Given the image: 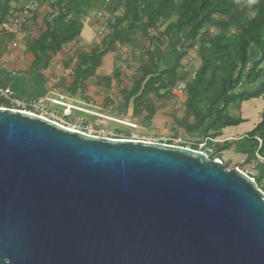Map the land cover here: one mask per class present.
<instances>
[{"label": "water", "instance_id": "water-1", "mask_svg": "<svg viewBox=\"0 0 264 264\" xmlns=\"http://www.w3.org/2000/svg\"><path fill=\"white\" fill-rule=\"evenodd\" d=\"M0 264H264V193L202 152L0 108Z\"/></svg>", "mask_w": 264, "mask_h": 264}, {"label": "trees", "instance_id": "trees-1", "mask_svg": "<svg viewBox=\"0 0 264 264\" xmlns=\"http://www.w3.org/2000/svg\"><path fill=\"white\" fill-rule=\"evenodd\" d=\"M56 4L58 13L46 22L44 36L32 49L37 66L42 58L48 59L77 41L83 20L93 11L106 7L116 14L123 9L117 18L123 34L105 51L81 56L75 71V93L96 73L117 42L128 44L133 35L147 37L150 31L166 26L162 38L176 36L184 43L175 66L163 71L154 51L146 52L147 60L137 70L127 102L134 99V118L148 123L156 116V102L168 99L171 91L185 82L184 114L182 118L173 116L174 122L189 135L212 140L207 143L210 160L221 161L223 152L233 148L228 142L222 147L214 145L225 129L244 122L232 115L233 110L253 99L264 100V0H59ZM151 43L161 42L154 38ZM194 48H198L201 66L195 78L188 80L181 72V61ZM199 145L193 144L192 150L198 151ZM235 150L248 155L246 162H254L257 155L264 159V109L260 123L236 143ZM254 180L258 186L264 180V162Z\"/></svg>", "mask_w": 264, "mask_h": 264}, {"label": "crops", "instance_id": "crops-1", "mask_svg": "<svg viewBox=\"0 0 264 264\" xmlns=\"http://www.w3.org/2000/svg\"><path fill=\"white\" fill-rule=\"evenodd\" d=\"M58 1L41 0L39 12L25 20L19 33L6 34L1 31V25L8 20L11 11L24 8L29 0H0V87L9 88L17 96L27 100L43 99L50 96L53 89L55 69L65 68L68 71V77L60 85V90L71 101L83 108L98 111L105 115H113L127 122L136 120L134 118V99L130 103L127 102V99L136 84V74L141 62L147 60L146 52L149 49L154 51L157 64L163 71L175 66L182 51H184V43L176 36L162 38L161 34L164 33L166 26L155 30L160 31L156 36L149 33V36L145 37L142 33H138L130 38L128 44L117 42L114 49L102 58V64L96 73L87 79L75 93L73 91L75 71L81 56L91 54L93 50L105 51L113 39L123 34V26L117 24V18L121 16L123 9L116 14L110 13L106 7L99 10L106 11L116 17V24L112 26L109 35H97V41L88 44L84 40L83 29L81 37L77 41L67 44L59 53L50 55L48 59L42 58L41 63L37 66L36 55L32 49L35 42L44 36L46 22L58 13L56 4ZM99 11L92 13L94 14L92 24L97 31L95 15ZM154 38H159L161 43L157 45L151 43ZM110 56L113 58L112 61H107ZM199 60L198 48H194L181 61V72L188 77V80H192V72L200 68L201 64L197 65ZM125 62L129 63L128 71L123 70V63ZM188 69L191 72L187 71ZM174 90L175 88L171 91L168 99L160 103L168 102L167 100H178L184 107L187 101L186 92L178 98ZM102 99L103 102H101ZM158 104L156 102V106ZM0 108H8V103L0 99ZM238 111L240 112V110ZM223 135L214 140V145L222 147L227 142L232 143L233 148L231 150L236 151V143L242 138L235 140L237 138L232 136L224 138ZM243 155L247 159L248 155Z\"/></svg>", "mask_w": 264, "mask_h": 264}, {"label": "built area", "instance_id": "built-area-1", "mask_svg": "<svg viewBox=\"0 0 264 264\" xmlns=\"http://www.w3.org/2000/svg\"><path fill=\"white\" fill-rule=\"evenodd\" d=\"M40 7L41 0H29V3L24 8L17 11H11L8 20H6L1 25V31L6 34L19 33L25 20L30 16L37 14L40 10ZM96 21L98 27V35H109L112 30V26L116 24V17L106 11H99L96 15ZM159 32L160 31L152 30L150 33L152 34V36H156ZM123 70H129V63H123ZM187 71L191 72V70L189 69ZM196 72L197 71L192 72V79L195 78ZM67 77L68 71L65 68H56L55 77L53 80V89L50 93V96H47L43 99L27 100L17 96L11 89H4L2 87H0V99L5 100L8 103V108L5 109L34 115L68 130L96 138L114 140L110 136L109 129L106 126H103L98 122L91 123L89 122L87 117H96L110 123L113 122L121 125H131L118 117H115L113 115H105L92 111L90 109L83 108L80 105L76 104L74 101H71V99L68 96H65L60 90V85ZM186 89V83L180 82L174 90L175 95L178 96V98L183 96L186 92ZM72 120L75 121L76 124L82 126V129H71L68 126L67 121ZM134 127L136 128L137 126ZM209 141L212 140L205 139L204 142L199 145L198 152L205 153L208 156V151L210 150L207 149V143ZM173 142L174 143H171L170 146L192 149L187 146V143L183 140L182 137L175 139ZM162 144L169 145L168 142ZM255 161L263 163L264 159L261 156L257 155ZM242 173L246 174L245 172ZM250 178L254 180L253 177Z\"/></svg>", "mask_w": 264, "mask_h": 264}, {"label": "rangeland", "instance_id": "rangeland-1", "mask_svg": "<svg viewBox=\"0 0 264 264\" xmlns=\"http://www.w3.org/2000/svg\"><path fill=\"white\" fill-rule=\"evenodd\" d=\"M92 13L83 20L84 40L88 44L94 43L98 39V31L92 24V19L94 17V14ZM112 59V56H110L107 61H112ZM200 64L201 61L199 60L197 65L199 66ZM167 101L168 102H165L163 104H158V111L156 116L152 121H149L148 123H144L145 120L143 118L129 121L128 123L131 125H121L113 122L110 123L96 117H87V119L91 123L98 122L103 126H106L109 129L110 136L114 140H133L162 144L165 142L174 143L173 141L175 139L182 137L183 140L187 143V146H189L190 148H193V144L198 145L203 143V137H199L198 135H189L185 132V130L177 127V124L174 122L173 116L182 118L184 114V107L178 100ZM101 102H103V99ZM263 109V99H253L242 104L240 108L234 109L232 115L236 118H242L244 122L239 126L227 128V130L224 131L223 137L228 138L232 136L234 138H237L235 140H238V138L246 137L248 134L254 131V129L260 123L261 113ZM238 110H240V112ZM120 119L124 120L122 118ZM67 123L71 129H82V126L76 124V122L73 120L67 121ZM134 126L137 127L135 128ZM221 162L225 165V167H227V169H238L253 178L257 177L258 166L261 164L259 162H256L255 160L252 163L246 162L244 155L234 150L225 151ZM259 187L264 189V180L260 183L258 188ZM262 192L264 193V190Z\"/></svg>", "mask_w": 264, "mask_h": 264}]
</instances>
